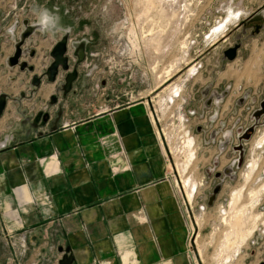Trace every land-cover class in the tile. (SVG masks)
Returning <instances> with one entry per match:
<instances>
[{
    "label": "rangeland",
    "instance_id": "374dc122",
    "mask_svg": "<svg viewBox=\"0 0 264 264\" xmlns=\"http://www.w3.org/2000/svg\"><path fill=\"white\" fill-rule=\"evenodd\" d=\"M45 10L58 22L42 31L39 17ZM257 11L264 34V0H0V96L9 101L38 91L47 79L52 48L67 37L69 70H61L57 80L64 91L66 74L77 73L75 97L83 96L78 115L94 112L98 102L120 106L145 101L195 226L200 264H249L264 243V153L251 142L248 168L207 206L204 170L213 157L215 146L208 138L217 123L206 118L200 92L233 76L223 51L259 33L254 27L244 32L238 25ZM28 29L31 33L23 39ZM19 42V63L32 69L9 63ZM34 76L39 84L33 83ZM8 106L31 107L23 101ZM28 112L40 122L49 109L40 105ZM204 125L206 133H199ZM252 161L256 165L250 173ZM247 172L251 175L246 178ZM11 249L18 256L24 253L22 246Z\"/></svg>",
    "mask_w": 264,
    "mask_h": 264
},
{
    "label": "crops",
    "instance_id": "0c3cea01",
    "mask_svg": "<svg viewBox=\"0 0 264 264\" xmlns=\"http://www.w3.org/2000/svg\"><path fill=\"white\" fill-rule=\"evenodd\" d=\"M226 65L233 90L221 118L252 90L258 102L231 116L248 124L263 99L264 34L242 42ZM59 85L44 79L38 91L6 101L0 116V264H200L195 226L146 102H98L81 116L75 81L69 92ZM18 101L31 107L8 106ZM40 105L50 114L37 122L28 111ZM251 142L264 153V127ZM20 246L22 255L11 252ZM261 249L249 264L264 262Z\"/></svg>",
    "mask_w": 264,
    "mask_h": 264
},
{
    "label": "flooded vegetation",
    "instance_id": "af4514ba",
    "mask_svg": "<svg viewBox=\"0 0 264 264\" xmlns=\"http://www.w3.org/2000/svg\"><path fill=\"white\" fill-rule=\"evenodd\" d=\"M255 16H250L249 18H247L246 20L242 21L241 24H238L240 26L243 27V30L249 29L251 27L257 28L259 26H261V23L259 22L260 20L255 19ZM235 44V43H234ZM227 49V48H226ZM60 73V72H59ZM59 76V74H58ZM57 76V78H58ZM227 86H229L228 84L225 85H220V86H215V84H210L207 85L205 88H203L201 90V106L204 109V111H206L208 113V115H206V118L209 119V121L211 122H216L217 125L215 127H213L210 131V136L208 138V144H212L214 145V149H215V153L213 154V157L211 159V161L209 162V164L206 166L204 172L206 174V177L209 180V184L207 185V206L212 207V205L214 204V202L217 200L218 196L223 192L225 185L227 182L230 183H235L239 176L241 171L245 168H248V163H246V156L248 155L249 150H251V146H249V142L252 140L256 129L253 131H250V127L252 126V122L250 121V116L252 114V112H250V114H247L248 116V124H246L247 122H242L243 118H240L238 116H236V118L232 121L231 120V116L233 115V113H237V109L239 107H243L244 105L247 104V102L243 105V106H239L236 104V101L239 100L245 93L247 90H245L243 92V94L241 96H239L234 104H235V112H229L230 117L229 119H227L228 117H224L221 118V112H222V108L227 100V98L230 96L232 90H233V86L230 85V87L228 88V95L225 96L222 100L216 101V98L218 95H220L223 91L226 90ZM203 91L206 92V94H203ZM262 94H264V91L262 92ZM256 98L257 94H254V92L251 90L250 93V98ZM211 98V100H209ZM249 98V99H250ZM258 98V97H257ZM248 99V100H249ZM247 100V101H248ZM209 105V106H207ZM250 109V107H249ZM247 109L246 113H248L250 110ZM233 110V109H232ZM255 111V110H254ZM193 115H195V112L193 113ZM204 115V113L202 114ZM237 120H240V122L237 124L236 127H242L243 130L241 132V135L243 134L244 136H248L247 138L242 139L241 142H238L237 139H235V141L231 144L228 145L227 149L225 151H220L219 150V141L221 140V133H219L216 137V142H213V139H211V134L213 133V131H217L218 129L221 128V124L224 123L226 124V127L229 128L231 127ZM205 125L204 126H199L198 128V132L202 133L205 130ZM234 146V148H233ZM251 147V148H250ZM226 160V162H225ZM224 161V162H223ZM261 173L262 175H264V166L261 169ZM218 187V192L216 194H214V190L215 188ZM214 196L213 202L211 205L208 204L210 198Z\"/></svg>",
    "mask_w": 264,
    "mask_h": 264
},
{
    "label": "water",
    "instance_id": "95a60500",
    "mask_svg": "<svg viewBox=\"0 0 264 264\" xmlns=\"http://www.w3.org/2000/svg\"><path fill=\"white\" fill-rule=\"evenodd\" d=\"M257 20H260L262 18V14L257 11L254 15ZM261 29V26L256 28V32H259ZM245 32V30H244ZM31 33V29H28L26 32L23 33L22 37L25 39L27 35ZM236 40H241V34H238L236 37ZM23 42H19V44L16 45L15 53L12 57L9 58V63L11 65L18 64L22 69L27 68V64L25 62L19 63V58L21 56V45ZM242 46V42H236L234 45L228 47L223 51V59L227 61H233L237 58L238 51L240 50ZM51 57L52 61L50 65L47 67V70L45 72V76L47 77V80L51 83L56 82L57 76L59 72L62 71H68L69 70V58L66 55L67 54V39L66 37L59 40L54 47L51 50ZM32 69V67H28ZM77 78V73L73 71H69L65 76V84H64V91L69 92L71 90V86L73 82ZM34 84H39L40 79L37 76H34L33 79ZM227 86L226 90L223 91L220 95L217 96L216 101L222 100L225 96L228 95L229 91ZM251 90H247L246 93L236 101V104L239 106H243L246 102L250 103L251 105H254L258 102V98H250ZM203 94L205 95L206 92L203 91ZM250 98V99H249ZM249 99V100H248ZM211 100V98L209 99ZM248 100V101H247ZM52 102H55V97L52 98ZM6 106V97L0 96V116L2 115L4 109ZM209 106V105H207ZM249 109V108H247ZM48 115H44V119H47ZM250 121L252 122V126L250 127V131L255 130V128L264 127V94L263 99L259 102V107L252 112L250 116ZM240 122V120H237L231 127L227 128L226 124L222 123L221 128L217 131H213L211 134V139H213V142H216V137L219 133H221V140L219 141V150L225 151L229 144L233 143L235 139H237L238 142H241L242 139L247 138L248 136L241 135V132L243 130L242 127H236L237 124ZM234 148V146H233ZM218 187L215 188L214 194L218 192ZM214 199V196H212L208 202L209 205L212 204ZM263 210H264V204H263ZM260 264H264V262H261Z\"/></svg>",
    "mask_w": 264,
    "mask_h": 264
},
{
    "label": "clouds",
    "instance_id": "9594fccd",
    "mask_svg": "<svg viewBox=\"0 0 264 264\" xmlns=\"http://www.w3.org/2000/svg\"><path fill=\"white\" fill-rule=\"evenodd\" d=\"M58 22V17L50 14L46 10L43 11L39 17V24L41 26V30H51L56 27Z\"/></svg>",
    "mask_w": 264,
    "mask_h": 264
},
{
    "label": "bare ground",
    "instance_id": "6f19581e",
    "mask_svg": "<svg viewBox=\"0 0 264 264\" xmlns=\"http://www.w3.org/2000/svg\"><path fill=\"white\" fill-rule=\"evenodd\" d=\"M234 16L238 19V17L240 16V14L237 13V14L234 15ZM66 39H67V37H66ZM255 165H256V162H255V161L250 162L249 169H248V170L250 171V173L253 171ZM249 171H248V172H249ZM248 172H247L246 175H245L246 178L249 177V176L251 175V174L248 173ZM263 189H264V186H263Z\"/></svg>",
    "mask_w": 264,
    "mask_h": 264
},
{
    "label": "built area",
    "instance_id": "2783aa9c",
    "mask_svg": "<svg viewBox=\"0 0 264 264\" xmlns=\"http://www.w3.org/2000/svg\"><path fill=\"white\" fill-rule=\"evenodd\" d=\"M226 264H233V262L229 260L226 262Z\"/></svg>",
    "mask_w": 264,
    "mask_h": 264
}]
</instances>
